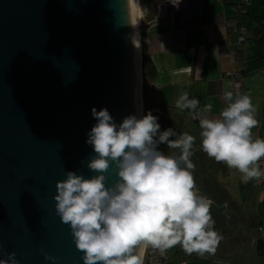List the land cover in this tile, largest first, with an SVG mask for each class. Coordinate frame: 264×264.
<instances>
[{
  "label": "water",
  "instance_id": "95a60500",
  "mask_svg": "<svg viewBox=\"0 0 264 264\" xmlns=\"http://www.w3.org/2000/svg\"><path fill=\"white\" fill-rule=\"evenodd\" d=\"M93 106L133 114L127 0H0V258L83 264L54 196L66 171L96 174ZM251 240L264 258V239Z\"/></svg>",
  "mask_w": 264,
  "mask_h": 264
},
{
  "label": "clouds",
  "instance_id": "9594fccd",
  "mask_svg": "<svg viewBox=\"0 0 264 264\" xmlns=\"http://www.w3.org/2000/svg\"><path fill=\"white\" fill-rule=\"evenodd\" d=\"M166 2L178 9L182 0ZM223 97L226 107L218 118L199 119V148L237 170L242 182L260 179L264 139L253 135L259 121L252 98L233 91ZM175 107L202 114L212 110L211 104L201 108L186 92L175 100ZM91 116L96 122L85 143L94 155L86 166L96 174L66 171L56 182L54 196L56 213L69 226L83 264H144L146 249L164 255L177 245L189 255H214L223 237L214 227L213 201L199 193L194 179L196 137L162 128L151 109L117 122L106 107L93 106ZM161 145L178 153L166 155ZM110 169L117 179L109 185ZM5 256L0 264H19L14 252ZM45 259L55 260L47 255Z\"/></svg>",
  "mask_w": 264,
  "mask_h": 264
},
{
  "label": "crops",
  "instance_id": "0c3cea01",
  "mask_svg": "<svg viewBox=\"0 0 264 264\" xmlns=\"http://www.w3.org/2000/svg\"><path fill=\"white\" fill-rule=\"evenodd\" d=\"M140 1L139 41L148 60L146 67L142 64V75L153 72L152 77L145 74L149 104L162 115L165 128L196 137L191 158L196 164L194 179L199 193L213 201L214 227L223 237L214 255H189L177 245L167 250L170 261L264 264L251 240L253 235L264 239L259 234L264 228V176L242 182L237 170L217 163L199 148V119L218 118L226 107L223 93H235L232 73L242 76L241 93L250 95L256 107L259 124L252 130L254 138L264 139V0H188L186 13L161 17H156V6L163 0ZM240 28L244 40L237 46ZM185 92L198 99L201 108L211 104V112L178 110L175 100ZM160 150L166 155L178 153L166 145ZM258 163L264 171V158Z\"/></svg>",
  "mask_w": 264,
  "mask_h": 264
},
{
  "label": "bare ground",
  "instance_id": "6f19581e",
  "mask_svg": "<svg viewBox=\"0 0 264 264\" xmlns=\"http://www.w3.org/2000/svg\"><path fill=\"white\" fill-rule=\"evenodd\" d=\"M138 0H127L129 36L133 54V114L138 116L142 112L141 96V68H140V46L138 36V26L140 24L141 11ZM133 36V43L131 37Z\"/></svg>",
  "mask_w": 264,
  "mask_h": 264
},
{
  "label": "built area",
  "instance_id": "2783aa9c",
  "mask_svg": "<svg viewBox=\"0 0 264 264\" xmlns=\"http://www.w3.org/2000/svg\"><path fill=\"white\" fill-rule=\"evenodd\" d=\"M190 9L188 0H182V3L179 5V8L173 7L171 4L167 3L166 0L161 1L156 6V17H161L167 15L170 12H178V13H186ZM244 40V29H239V36L236 45L239 46L241 42ZM231 75L235 80L234 88L235 93L240 92L239 81L242 76L239 73H232ZM144 264H187L185 261H179L178 263H173L170 261V257L168 252L164 255H161L159 251L148 248L144 252Z\"/></svg>",
  "mask_w": 264,
  "mask_h": 264
},
{
  "label": "rangeland",
  "instance_id": "374dc122",
  "mask_svg": "<svg viewBox=\"0 0 264 264\" xmlns=\"http://www.w3.org/2000/svg\"><path fill=\"white\" fill-rule=\"evenodd\" d=\"M138 2H140V6H139V8H140L141 7V1L139 0ZM138 36H140V24L138 26ZM139 46H140V41H139ZM141 53L142 52H141V48H140V59H143V56L141 55ZM142 63H143V61H142ZM145 85H146V83H145V81L143 79V84H142V99L143 100H142V102H143V111L144 112H146L149 109H153L151 107V105L149 104V97H147V91H146L147 89L145 90ZM140 86H141V84H140ZM153 114L159 116V118H160L159 122L161 123L162 128H165L166 127L165 122L163 123V120H161L162 115L159 112L155 111L154 109H153Z\"/></svg>",
  "mask_w": 264,
  "mask_h": 264
},
{
  "label": "trees",
  "instance_id": "16d2710c",
  "mask_svg": "<svg viewBox=\"0 0 264 264\" xmlns=\"http://www.w3.org/2000/svg\"><path fill=\"white\" fill-rule=\"evenodd\" d=\"M143 54H144V53H143ZM142 61H143L142 64L145 65V67H146V66L148 65L147 57L143 55V59H142ZM145 70H146V69H145ZM143 74H144V73H143ZM145 74H147V75H149V76H151V77L153 76V72H152V71H151V73H146V72H145ZM145 74L143 75V77H144V81H145V83H146V85H145V90H146V89H147L146 87H147V85H148V82H147V81H148V80H147L148 77H147Z\"/></svg>",
  "mask_w": 264,
  "mask_h": 264
}]
</instances>
